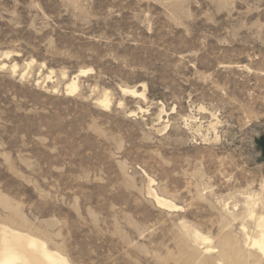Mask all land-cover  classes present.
<instances>
[{"label":"rangeland","instance_id":"obj_1","mask_svg":"<svg viewBox=\"0 0 264 264\" xmlns=\"http://www.w3.org/2000/svg\"><path fill=\"white\" fill-rule=\"evenodd\" d=\"M3 52L1 222L73 264H229V211L264 204V0H0Z\"/></svg>","mask_w":264,"mask_h":264},{"label":"bare ground","instance_id":"obj_2","mask_svg":"<svg viewBox=\"0 0 264 264\" xmlns=\"http://www.w3.org/2000/svg\"><path fill=\"white\" fill-rule=\"evenodd\" d=\"M12 55V52H3L0 54V69L8 68L12 71L13 74H17V72L19 71V65L17 63H13L12 65L6 64V62L11 59ZM34 62L35 60L28 62L27 67H31ZM90 71L92 70H82L77 75H74V78L71 77L68 80V83L65 85V92H78L80 89L78 82L79 77L87 75V73ZM28 73L27 71L22 73V78L26 77ZM52 73L53 72L51 71L50 74L52 75ZM64 76L66 78V75ZM47 79L50 80L52 78L51 76H48ZM53 91L56 93L58 89L54 88ZM122 91L123 93L131 95L133 97L145 98L147 86L143 85L142 92L138 91L136 88H124L122 89ZM58 93L60 92L58 91ZM97 102L101 107L107 110H109L112 106V101L107 94L103 97L100 96V98L97 99ZM119 105H122V102H120ZM204 110L205 109L202 107H200L199 109V111ZM140 111L147 112L148 110L140 108ZM163 112L164 110H162V113ZM130 114L137 115L136 112H131ZM189 118L192 120L194 119L193 117ZM158 119L162 120V116L160 115ZM186 121L189 122L188 120ZM217 124L218 122L212 125V128L214 130L216 129ZM189 126L191 127L192 125ZM196 131L198 132L199 129H197ZM147 182L148 195L154 199L158 206L170 211L178 208L172 200L166 199L162 195H159L158 191L153 188V185L156 181L148 178ZM244 204V208L240 211L238 205L234 207L235 211L238 212L229 211V215L231 216L232 221H238L240 224V231L244 235V244L241 245V243L236 240L237 238L235 239L231 236H226L223 239L222 243H220V250L217 254L222 261L229 264H264V204L260 202V199L255 198L254 196H249L248 198H246ZM5 205L9 206L7 202L5 203ZM227 206L228 205H226L225 207L227 208ZM13 214L17 216L15 211ZM21 223H25V221H22ZM184 228L186 233L194 242L200 244L211 243V237L209 238L191 227L184 226ZM204 251H206L207 253H212L214 252V249L212 246H207L206 250ZM0 264L73 263L65 254L57 249L51 248L48 242L43 238L19 227H15L8 223L0 221Z\"/></svg>","mask_w":264,"mask_h":264}]
</instances>
